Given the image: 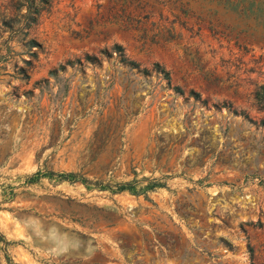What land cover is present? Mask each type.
<instances>
[{
    "label": "rangeland",
    "instance_id": "obj_1",
    "mask_svg": "<svg viewBox=\"0 0 264 264\" xmlns=\"http://www.w3.org/2000/svg\"><path fill=\"white\" fill-rule=\"evenodd\" d=\"M259 86L264 0H0V264H264Z\"/></svg>",
    "mask_w": 264,
    "mask_h": 264
},
{
    "label": "trees",
    "instance_id": "obj_2",
    "mask_svg": "<svg viewBox=\"0 0 264 264\" xmlns=\"http://www.w3.org/2000/svg\"><path fill=\"white\" fill-rule=\"evenodd\" d=\"M39 2V4L42 5H46L48 3V0H37ZM28 19V21L26 22V24H29L30 22L33 21V16L29 15L28 12L25 15ZM10 19L3 21V24L7 27H10V23H9ZM27 47L30 48H34V49H38L39 45L32 39H28L27 41H25L24 43ZM112 54L115 55V58L117 59V61L123 65L128 66L129 68H133L136 71L142 73V74H148L150 72H155V73H163V78L166 79L167 83H168V75L167 72H165L163 70L162 67H160L157 63H153L151 65L150 69H146V68H139L138 64L136 62H134L133 60H129L127 59L123 52H122V48L120 45L118 44H113L109 50L107 49H101L99 50V56L100 57H110ZM31 57H35V53L31 52L30 53ZM100 59L97 55L94 54H87L85 53L82 58H74L72 60H66L63 64H58L55 68L50 69L47 73L49 75H56L57 71L63 70L66 66H73V64H77V65H84V64H94V63H99ZM24 64L18 66L17 68V73L20 75V79H27L28 75L26 74V68L30 67L31 65V60L30 59H22L21 60ZM173 90L175 92H181L180 89L177 86H173ZM193 97H198V95L196 93H193ZM254 98L256 100V102L259 104V106L264 109V86H259L255 91H254ZM41 176H47L48 178H55L56 181H68V182H74V181H79L82 183H92L93 185H98L100 184L99 181H93L91 182L90 180L81 177L80 175H77L76 173H72V172H54L51 170H37L36 172L32 173L29 178L28 181H32L34 179H38ZM135 182L136 180H129V181H123V182H115L112 186H111V191L112 192H121V191H127L131 194H140L143 193L145 190L147 189H154L156 187H160L161 183L158 182L156 179H151L150 181H148V183L140 188L135 186Z\"/></svg>",
    "mask_w": 264,
    "mask_h": 264
}]
</instances>
